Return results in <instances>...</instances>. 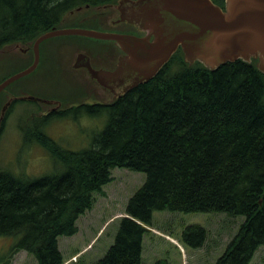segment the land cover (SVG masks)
<instances>
[{
	"label": "trees",
	"instance_id": "1",
	"mask_svg": "<svg viewBox=\"0 0 264 264\" xmlns=\"http://www.w3.org/2000/svg\"><path fill=\"white\" fill-rule=\"evenodd\" d=\"M107 1L116 0H0V48L33 42L65 23L93 25L70 11ZM103 112L105 128L79 151L62 146L39 123L23 128L25 143L44 147L54 165L35 178L0 168V234L21 235L11 255L26 250L39 264H65L59 237L78 232V219L113 181L112 170L125 167L144 172L146 181L129 198L114 243L93 264H150L142 253L154 210L244 216L216 264H250L264 245V73L258 60L212 71L198 61L188 64L179 48L124 101L86 109L89 116ZM206 238L199 224L182 233L192 247Z\"/></svg>",
	"mask_w": 264,
	"mask_h": 264
},
{
	"label": "rangeland",
	"instance_id": "2",
	"mask_svg": "<svg viewBox=\"0 0 264 264\" xmlns=\"http://www.w3.org/2000/svg\"><path fill=\"white\" fill-rule=\"evenodd\" d=\"M65 27L72 26L65 23ZM79 27L95 28L87 23ZM9 53L7 48H2L0 58ZM33 108L37 109L34 103L19 101L6 117L0 133V168L35 178L50 172L54 163L44 147L36 142L26 144L24 141L23 128L31 124L29 112ZM78 115L47 119L39 124L62 146L79 151L88 147L105 128L107 114ZM112 174L113 181L96 195L94 207L78 219V232L59 237V248L64 254L65 264H93L104 257L114 243L129 198L146 181L144 172L125 167L114 168ZM244 220V216L232 217L224 212L154 210L151 224L146 226L148 231L144 235L143 261L150 264L158 260L167 264H216ZM192 224L207 229V238L201 247L189 246L182 240L183 230ZM20 239V234H0V264H39L37 258L26 250L11 255ZM250 264H264V245L256 251Z\"/></svg>",
	"mask_w": 264,
	"mask_h": 264
},
{
	"label": "water",
	"instance_id": "3",
	"mask_svg": "<svg viewBox=\"0 0 264 264\" xmlns=\"http://www.w3.org/2000/svg\"><path fill=\"white\" fill-rule=\"evenodd\" d=\"M117 4L119 21L138 27L146 36L83 27L54 28L35 40L34 63L0 83V93L34 71L43 41L65 35L115 41L125 55L117 70L106 75L128 74L132 86L154 78L179 48L190 65L198 61L213 71L228 62L256 59L264 73V0H225L224 7L213 0H118ZM101 73L93 71L99 79ZM9 105L3 106L0 128Z\"/></svg>",
	"mask_w": 264,
	"mask_h": 264
},
{
	"label": "flooded vegetation",
	"instance_id": "4",
	"mask_svg": "<svg viewBox=\"0 0 264 264\" xmlns=\"http://www.w3.org/2000/svg\"><path fill=\"white\" fill-rule=\"evenodd\" d=\"M117 3L118 0L81 6L70 11L69 15L92 21L95 26L93 29L146 36L147 33L138 27L119 21L121 12ZM34 42H16L4 46L11 53L0 58V83L34 63ZM124 55L125 52L113 40L65 35L43 41L40 44L39 63L34 71L15 80L0 93V116L3 106L10 102L2 125L13 105L19 101L34 103L37 107L29 112L32 120L27 126L31 127L47 119H63L66 115L78 117L75 114L77 109L81 110L82 115H88L86 109L91 111L95 106L124 101L129 93L144 84L132 86L128 74L106 75L117 70L120 58ZM93 71L103 72L100 79L94 77Z\"/></svg>",
	"mask_w": 264,
	"mask_h": 264
}]
</instances>
